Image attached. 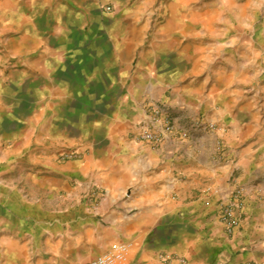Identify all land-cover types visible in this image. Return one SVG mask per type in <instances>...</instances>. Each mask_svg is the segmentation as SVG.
Returning a JSON list of instances; mask_svg holds the SVG:
<instances>
[{
    "label": "crops",
    "instance_id": "crops-1",
    "mask_svg": "<svg viewBox=\"0 0 264 264\" xmlns=\"http://www.w3.org/2000/svg\"><path fill=\"white\" fill-rule=\"evenodd\" d=\"M25 3L0 0L5 16L12 17L10 29L18 30V36L9 39L15 48L38 32L31 25L36 14L26 12ZM177 20L170 19L169 25ZM136 28L126 37H135ZM158 48L155 45L153 53L144 50L138 71L131 75L138 85L151 88L150 95L177 80V65L163 55L158 59L157 53L163 54ZM130 50L124 48L123 53ZM36 63H31L33 70ZM221 73L215 81L207 78L171 92L174 105L184 106L189 116L202 112L226 123L225 130L196 129L187 139L166 132L156 148L121 133L111 145L108 138L92 142L88 157L53 165L56 168L46 174L15 175L7 168L0 175V264H82L105 254L112 257L111 264H180L178 257L188 264H264V119L254 111L233 114L229 95L234 83ZM7 85L0 79V148L5 145L9 152L26 141L22 130L13 126L22 116L8 111L2 100ZM221 85L228 88L219 92ZM187 92L192 96L182 98ZM123 119L118 117L119 123ZM218 138L224 142L223 158L218 156ZM4 161L13 166L12 159ZM27 180L33 185L20 184ZM61 184L69 197L58 203ZM95 184L106 192L98 208L101 219L77 212L71 203ZM240 185L246 189L241 221L230 235L220 209Z\"/></svg>",
    "mask_w": 264,
    "mask_h": 264
},
{
    "label": "rangeland",
    "instance_id": "rangeland-1",
    "mask_svg": "<svg viewBox=\"0 0 264 264\" xmlns=\"http://www.w3.org/2000/svg\"><path fill=\"white\" fill-rule=\"evenodd\" d=\"M25 1L26 12L36 14L31 25L38 32L16 48L9 39L18 36V30L10 29L12 17L5 16V5L0 7V79L8 83L2 100L8 111L22 116L12 125L22 130L26 141L9 152L5 145L0 148V175L7 168L15 175L49 173L53 165L88 157L92 142L108 138L111 145L121 133L147 145L139 139L140 128L154 108L159 110L161 143L166 132L187 139L196 129L225 130L226 123L202 112L189 116L184 106L174 105L171 92L207 78L215 81L221 72L234 83L228 94L233 114L254 111L264 119V0H182L175 13V0ZM192 12L201 16L192 18ZM174 17L178 20L172 32H165ZM135 27L136 36L127 38ZM157 44L163 52L157 58L163 55L177 65V80L150 95L151 88L138 85L131 75L141 64L142 52L153 53ZM127 47L130 54L123 53ZM132 80L134 84L126 85ZM118 117H124L122 123ZM216 145L218 156L225 157L223 140L218 138ZM4 158L12 159L13 166H6ZM260 173L264 178V167ZM20 184L33 185L30 180ZM61 187L58 203L69 197L65 185ZM238 188L244 194L245 187ZM105 197L104 188L95 184L71 203L77 212L101 219L98 208ZM260 198L264 202V195Z\"/></svg>",
    "mask_w": 264,
    "mask_h": 264
},
{
    "label": "built area",
    "instance_id": "built-area-1",
    "mask_svg": "<svg viewBox=\"0 0 264 264\" xmlns=\"http://www.w3.org/2000/svg\"><path fill=\"white\" fill-rule=\"evenodd\" d=\"M158 115L159 110L153 109L152 114L150 115V120L146 121L144 125L140 128L139 139L141 142H146L153 147L158 146L161 143L162 133L158 129ZM243 191L239 188H236L232 191L231 198L222 203L220 209V218L225 225L226 232L228 234H233L236 227L239 226L241 221V212L243 206ZM170 259V257H165V260ZM180 264H188V261L184 257H178ZM112 257L110 255H101L96 259L82 263V264H111ZM244 264H257L253 261L245 262Z\"/></svg>",
    "mask_w": 264,
    "mask_h": 264
},
{
    "label": "bare ground",
    "instance_id": "bare-ground-1",
    "mask_svg": "<svg viewBox=\"0 0 264 264\" xmlns=\"http://www.w3.org/2000/svg\"><path fill=\"white\" fill-rule=\"evenodd\" d=\"M180 2H182V0H175L174 2L171 3V10H172L173 13H175V11L177 10V8H178V4H179ZM206 14H207V13H206ZM190 15H191L192 18H196V17L201 16V15H200L199 13H197V12H192V13H190ZM207 16H208V15H207ZM203 17H205V16H203ZM171 26H173V24H172V25H169L168 27L165 26L166 30L171 29Z\"/></svg>",
    "mask_w": 264,
    "mask_h": 264
}]
</instances>
